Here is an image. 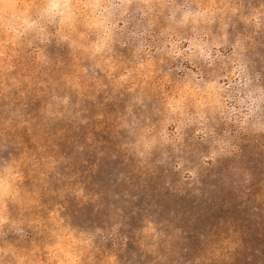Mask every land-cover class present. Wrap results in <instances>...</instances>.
Masks as SVG:
<instances>
[{
  "label": "rangeland",
  "instance_id": "rangeland-1",
  "mask_svg": "<svg viewBox=\"0 0 264 264\" xmlns=\"http://www.w3.org/2000/svg\"><path fill=\"white\" fill-rule=\"evenodd\" d=\"M0 264H264V0H0Z\"/></svg>",
  "mask_w": 264,
  "mask_h": 264
}]
</instances>
